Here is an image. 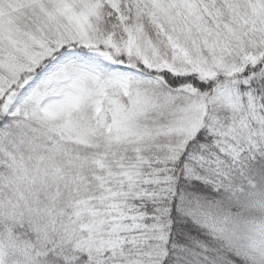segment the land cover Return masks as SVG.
Returning a JSON list of instances; mask_svg holds the SVG:
<instances>
[{
  "label": "snow or ice",
  "instance_id": "1",
  "mask_svg": "<svg viewBox=\"0 0 264 264\" xmlns=\"http://www.w3.org/2000/svg\"><path fill=\"white\" fill-rule=\"evenodd\" d=\"M0 264H264V0H0Z\"/></svg>",
  "mask_w": 264,
  "mask_h": 264
}]
</instances>
